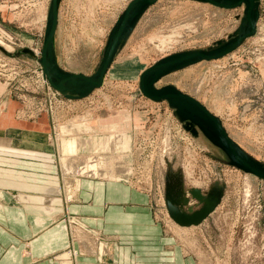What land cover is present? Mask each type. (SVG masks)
<instances>
[{
	"label": "rangeland",
	"instance_id": "374dc122",
	"mask_svg": "<svg viewBox=\"0 0 264 264\" xmlns=\"http://www.w3.org/2000/svg\"><path fill=\"white\" fill-rule=\"evenodd\" d=\"M129 1L61 0L55 34L60 65L93 73L110 29ZM50 3L0 0V45L5 49H0V141L18 120L46 118L44 139L54 147L51 157L63 180L54 185L59 196L44 195L41 202L74 200L81 177L122 181L146 195L168 249L176 247L182 264H264V179L229 165L220 148L185 129L166 101H153L139 89L141 71L158 59L227 38L239 25L243 7L158 0L138 21L104 83L87 97L68 99L49 96L34 62L41 64ZM260 5L256 33L237 49L174 71L158 86L172 83L198 98L248 153L264 161V0ZM96 136L101 138L93 140ZM70 137L76 140L72 151L63 144ZM79 139L88 140L85 147L84 142L77 147ZM5 147L0 145L4 161L11 155ZM71 157L74 163L95 159V175L65 171L62 159ZM176 200L186 216L198 213L207 201L213 208L199 224L180 225L168 208ZM70 221L78 227L82 223ZM88 231L93 251H105L116 239L114 235L110 241L98 229ZM71 236L80 238L77 232Z\"/></svg>",
	"mask_w": 264,
	"mask_h": 264
},
{
	"label": "crops",
	"instance_id": "0c3cea01",
	"mask_svg": "<svg viewBox=\"0 0 264 264\" xmlns=\"http://www.w3.org/2000/svg\"><path fill=\"white\" fill-rule=\"evenodd\" d=\"M10 128L0 141L11 154L0 159V264H182L146 195L122 181L81 177L74 200L41 202L46 187L63 180L51 157L54 147L44 139L48 121L18 120ZM70 219L82 222L84 235ZM89 228L116 239L105 251H93Z\"/></svg>",
	"mask_w": 264,
	"mask_h": 264
},
{
	"label": "water",
	"instance_id": "95a60500",
	"mask_svg": "<svg viewBox=\"0 0 264 264\" xmlns=\"http://www.w3.org/2000/svg\"><path fill=\"white\" fill-rule=\"evenodd\" d=\"M158 0H130L114 22L95 71L91 74L75 72L62 67L55 48V33L59 20L61 0H51L44 33L40 62L49 83L68 99L87 97L100 87L112 66L116 55L124 47L144 12ZM217 7L232 9L243 7V15L237 28L227 38L218 39L205 48H193L170 53L143 69L139 75L141 93L153 101H166L185 129L198 135V129L209 141L221 149L225 162L244 172L264 179V161L248 153L228 132L222 119L213 113L195 96L168 83L158 86V82L170 73L196 64L223 57L237 49L243 41L254 35L260 17L261 0H195ZM0 49H5L0 45ZM33 55L31 49H25ZM198 128V129H197ZM174 203L168 208L172 218L180 225L199 224L212 210L213 204L207 201L198 213L186 216ZM193 214V213H192Z\"/></svg>",
	"mask_w": 264,
	"mask_h": 264
},
{
	"label": "bare ground",
	"instance_id": "6f19581e",
	"mask_svg": "<svg viewBox=\"0 0 264 264\" xmlns=\"http://www.w3.org/2000/svg\"><path fill=\"white\" fill-rule=\"evenodd\" d=\"M57 28H58V26H57ZM57 30V29H56ZM56 34V33H55ZM61 40H62V38H61ZM62 61V60H61ZM40 70H41V75H42V81L48 86L49 85V87H50V83H49V81H48V79L46 78V76L44 75V71L42 70L43 68H42V66H41V64H40ZM78 126V125H77ZM79 127V126H78ZM67 131H74V128H70V129H68ZM198 135L199 136H201V137H204V138H206L208 141H209V139L207 138V137H205V135L198 129ZM87 138V137H86ZM89 138V137H88ZM99 138H101L100 136H99ZM99 138L96 136V137H93L92 139L93 140H99ZM66 139V138H65ZM90 139V138H89ZM122 139L124 140V141H128V135H126V134H124L123 136H122ZM201 140V139H200ZM206 140V141H207ZM78 143H79V145L77 146V147H79L80 145H81V143L82 142H84V147H85V145H86V143L88 142V140H81V139H79L78 141H77ZM63 144H64V148L66 149V150H70V151H72V149L73 148H75V146H76V140H74L73 138H69L68 140H64L63 141ZM215 146V145H214ZM83 147V146H82ZM126 147V146H125ZM216 148V147H215ZM73 154H74V152H73ZM60 157V156H59ZM62 157V156H61ZM63 157H64V154H63ZM62 157V158H63ZM73 157H71L70 158V160H64V159H62V162H63V167H64V170L66 171H71V172H79V173H86L85 171H87L88 170V173H86L85 175H88V174H94L95 173V170L97 169L96 168V165H97V163H96V161H95V159H93L91 162H87L86 163V161H83V160H79L78 159V162L77 163H74L73 161ZM60 162H61V160H60ZM62 168V167H61ZM64 171V172H65ZM95 175V174H94ZM63 176V175H62ZM13 179V178H12ZM65 179V178H64ZM10 180V179H9ZM67 181V180H66ZM66 181H64V182H66ZM65 184V183H64ZM69 184V183H68ZM17 186V185H16ZM65 186H66V184H65ZM47 189H46V191L43 193L44 195H45V197H48V196H53V197H56V196H58L59 195V193L60 192H58L59 190H60V188H58V186H56V187H54V186H52V187H46ZM22 189V188H21ZM45 189V188H44ZM57 189H58V191H57ZM55 190V191H54ZM25 194V193H24ZM44 198V196H42L41 197V199H43ZM46 207V206H45ZM38 208V207H37ZM184 212V211H183ZM187 214V213H186ZM196 214V213H195ZM77 251L75 250L74 251V254L76 253Z\"/></svg>",
	"mask_w": 264,
	"mask_h": 264
},
{
	"label": "built area",
	"instance_id": "2783aa9c",
	"mask_svg": "<svg viewBox=\"0 0 264 264\" xmlns=\"http://www.w3.org/2000/svg\"><path fill=\"white\" fill-rule=\"evenodd\" d=\"M40 59V58H39ZM34 62L36 63V68H37V70L39 69V72H38V74L40 75V78H41V68H40V64L39 63H37V61H35L34 60ZM41 83L43 84V86L46 88V91L48 92V94H51V95H49V96H52V97H57L56 95L57 94H61L58 90H56L54 87H52V85L50 84V87H49V85L47 86L43 81H42V78H41ZM62 95V94H61ZM50 108H52V107H50ZM41 110V109H40ZM39 112L37 111V113H36V115L38 114ZM35 116V115H34Z\"/></svg>",
	"mask_w": 264,
	"mask_h": 264
}]
</instances>
